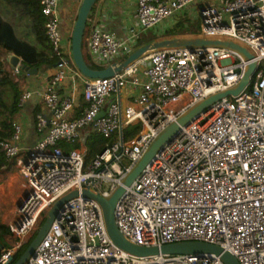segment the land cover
I'll return each instance as SVG.
<instances>
[{"label":"built area","instance_id":"built-area-1","mask_svg":"<svg viewBox=\"0 0 264 264\" xmlns=\"http://www.w3.org/2000/svg\"><path fill=\"white\" fill-rule=\"evenodd\" d=\"M198 1L137 0V30L124 39L95 18L87 38L92 63L98 69L118 63L135 49L140 31L162 26ZM217 1L200 7L201 30L195 36L238 43L251 59L216 47L161 48L111 77L89 79L65 53L60 0H38L59 63L43 87L22 91L13 133L0 140V151L19 169L23 190L6 223L10 233L7 247L0 249V264H12L51 207L74 190L79 195L64 204L26 264H224L214 255H131L109 238L100 205L80 193L89 189L109 198L166 126L203 98L235 86L250 62L256 64L250 84L182 127L125 188L114 219L137 245L203 241L221 246L240 264H264V0ZM81 76L84 80H76ZM67 79L72 92L62 95L59 86ZM78 85L82 90L77 93ZM121 88L131 92L129 103L122 102ZM80 96L86 105L73 117ZM32 97L44 112L34 115L39 137L25 148L21 115ZM133 124L139 133L125 143L123 129ZM85 131L118 136L88 165ZM76 140L80 146L70 151L59 146Z\"/></svg>","mask_w":264,"mask_h":264},{"label":"water","instance_id":"water-1","mask_svg":"<svg viewBox=\"0 0 264 264\" xmlns=\"http://www.w3.org/2000/svg\"><path fill=\"white\" fill-rule=\"evenodd\" d=\"M96 2L97 0L81 1L70 38L71 59L79 73L86 78L94 79L111 77L116 72H120L123 68L127 67L131 62H133L143 54L161 48H186L190 51H194L196 48L216 47L237 51L242 54L246 59H251L252 57L251 53L247 48L233 41L210 39L204 37L182 36L164 38L161 40L146 43L142 46L133 49L132 51H129L127 56L118 63H112L111 65H108L102 69L92 68L86 62L83 56L82 41L88 16ZM57 16L59 17V12H57ZM5 59L11 70L24 69V71L28 75H34L37 73L36 68H30L22 64L21 58L15 55L14 53H6ZM58 63H56L55 66H57ZM255 70V62H250L247 65V68L241 80L235 86L228 90L217 92L215 94L203 98L201 101L197 102L188 110H186L175 121L166 126L149 144L140 159L135 163V165L131 168L128 174L124 177L121 185H119L115 189V191L111 194L109 198H104L100 194L94 193L89 189H84L81 191L80 195L83 199L96 201L100 205L103 213V219L107 234L111 241L117 247L137 257H146L159 254H186L198 257L214 255L216 257H219V259L224 264H240L238 260L229 251L223 249L221 246L203 241H177L162 244L160 246H141L132 243L131 241L126 239L118 229L114 219V209L117 201L124 194L125 188L132 185L133 181L139 176L145 166L152 161L156 153L160 151L166 143L170 142L174 137H176L182 127L186 126L192 120L199 117L200 114L205 112L208 108L212 106V104L219 101L220 99L229 96H236L241 93L250 84L251 78ZM103 113L104 112L101 111L97 115L96 119L103 116ZM78 195L79 193L74 190L60 198L51 207L43 223L39 227V230L36 235L30 241L25 251L21 254L18 260L13 264H26L29 257H33L35 255L36 247L39 245V243L45 236L51 223L57 217L59 211L63 208L64 204L67 203L70 199L77 197Z\"/></svg>","mask_w":264,"mask_h":264},{"label":"trees","instance_id":"trees-1","mask_svg":"<svg viewBox=\"0 0 264 264\" xmlns=\"http://www.w3.org/2000/svg\"><path fill=\"white\" fill-rule=\"evenodd\" d=\"M14 7H18L19 12L29 19L28 28L29 31L35 35V38L40 46L38 48L21 38H19L14 30L12 24L4 20L0 16V140L8 139L13 133V124L20 114L19 97L23 91V82L28 74L24 69L11 70L6 62V53H14L21 58V63L30 68L42 69L54 65L57 62L56 56L52 53L51 46L49 44L46 29H45V17L41 13V7L38 0H4ZM89 18V16H88ZM176 27V29H175ZM174 28L172 31L171 29ZM172 28L166 30V32H174L165 37H175L184 35H197L199 33L198 28H190L187 20H178ZM152 35L150 40L144 43L135 45V48L142 46L150 41L161 38ZM83 48V42H82ZM83 51V49H82ZM83 56L86 62L95 69L101 68L96 64L92 63L91 60H87L83 52ZM125 58V56H124ZM37 74V73H36ZM52 76V75H51ZM50 76V77H51ZM49 77V78H50ZM86 105L83 97L78 98L77 105L73 112V117L80 114L81 109ZM128 125L123 129L122 137L126 143L134 138L139 133V125L135 124L133 128ZM85 133V164L88 165L92 159L100 153L105 147L112 145L117 141V133H114L109 138H105L96 132H82ZM69 143H61L60 147L66 151H70L73 148H78L80 140L73 142L72 148L67 146ZM8 166V159L3 152L0 151V171ZM10 230L8 226L0 224V247H7L6 236H8ZM5 238V239H4ZM33 239V238H32ZM31 239V240H32ZM30 240V241H31ZM30 243V242H29ZM28 243V244H29ZM27 244V245H28ZM22 252L19 250L15 253L13 263H15L21 256Z\"/></svg>","mask_w":264,"mask_h":264},{"label":"crops","instance_id":"crops-1","mask_svg":"<svg viewBox=\"0 0 264 264\" xmlns=\"http://www.w3.org/2000/svg\"><path fill=\"white\" fill-rule=\"evenodd\" d=\"M82 0H60L58 6L59 12V20H60V29L65 41V53L67 56H71V48H70V38L68 34L65 33L64 28L62 27V12L68 13L70 17L73 19L71 26L73 29L74 22L76 20L77 12ZM136 2L137 0H97L94 4V14L95 18L101 20L103 28L113 34L117 38H127L134 31L137 30L136 27ZM18 11V7H15ZM92 11V10H91ZM180 14L171 18L164 22L162 26H159L158 29H169L173 26L178 20H180ZM185 15V13H184ZM72 33V32H71ZM186 37L195 36V35H184ZM182 37V36H175ZM120 62V60H118ZM57 63V62H56ZM55 63V64H56ZM52 65L49 67H45L42 69H37V74L28 75L25 77L23 82V90H37L43 87L48 78L53 75L57 68ZM78 80H84L83 76L77 78ZM72 85L68 79L64 81L59 86V93L62 95H66L72 92ZM80 90H77V93ZM76 93V92H75ZM76 93V94H77ZM129 90H124L121 93V100L124 103H129L127 99L130 95ZM38 112H44L43 106L39 103L38 98L32 97L29 101H27L23 108V114L21 115L22 123H23V134H22V145L23 147H29L34 144L38 139V133L35 130L34 126V115ZM10 176H6V180H3L0 183L2 186L1 189L5 186V189H8V194H10V205L7 208V212L5 217H7V222L14 217L16 207L20 201V198L23 194L22 188L19 186V171L16 168H12L10 172H8ZM5 181V184H4ZM4 219V220H6ZM6 222V223H7ZM7 243V238L5 239ZM1 249V247H0Z\"/></svg>","mask_w":264,"mask_h":264},{"label":"rangeland","instance_id":"rangeland-1","mask_svg":"<svg viewBox=\"0 0 264 264\" xmlns=\"http://www.w3.org/2000/svg\"><path fill=\"white\" fill-rule=\"evenodd\" d=\"M217 3H218L217 0H201V1H198V2L188 6L181 13L180 20L183 21L184 19H186L188 24L190 25V28L195 29V28L199 27L198 29L200 31L201 30V23H200L201 19H200V14H199L200 7L203 5H207V4L217 5ZM91 10L92 11L90 12L89 18L87 20V24H86V27L84 30V35H83V41H82L83 42V48L82 49H83V52H84L87 60H91L90 51H89L88 44H87V38H88V34H89V31L91 28V22L95 19V16H96L94 14L95 13L94 12V6ZM184 13H185V15H184ZM0 16L4 20H6L12 24V26L14 27L15 33L19 38H21V39H23V40H25V41L33 44V45H36L38 48H40V46H39V44L35 38V35L29 31V28H28L29 19H28V17L21 14L13 6V4H10L4 0H0ZM62 17H63L62 18V27L64 28L65 33L68 34L69 37H71V32H72L71 23H72L73 19L70 17V15L68 13L65 14V12H62ZM158 28L159 27H157L155 29L146 30V31H140L139 32V39L135 43V45L139 44V43L147 42L148 40H150L152 35H155L157 37L162 36L161 38L156 39V40H161L164 38H170V37H165V36H169V34L174 33V32L173 33L169 32V31L166 32L167 29H161L160 30ZM170 28H172V26ZM173 29L174 28H172L171 31ZM175 29H176V27H175ZM190 37H196V36H190ZM156 40H154V41H156ZM150 42H152V41H150ZM123 59H124V57L118 58V60H120V61ZM76 80H78V79H76ZM78 89L80 91L82 90L81 85H78ZM121 91L123 92L124 88H121ZM0 119H1V115H0ZM17 119H18V117H17ZM134 125L135 124L131 125L130 128H133ZM67 146H69V148H72L73 143H69V144H67ZM13 167L19 171L18 167L13 162L8 161V166H6L5 169L0 171V183L3 180H6V178H8L6 176H10V174L8 172H10V170ZM19 175H20V172H19ZM21 182H22V178L20 175V177H19V186L20 187H21ZM4 184H5V181H4ZM2 186H0V224L6 225V222H7L6 218L7 217H5V214L7 212V208L10 205V201H9L10 200V194H8V189H5L6 188L5 186L3 187V189H1ZM4 219H6V220H4ZM38 230L35 232L34 236L36 235ZM5 238H7V236ZM27 246H28L27 244H24L23 247L19 250V252L23 253ZM14 257H15V255H14Z\"/></svg>","mask_w":264,"mask_h":264}]
</instances>
